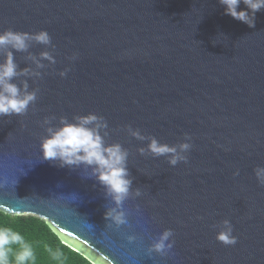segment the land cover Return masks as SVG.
I'll list each match as a JSON object with an SVG mask.
<instances>
[{"label": "water", "instance_id": "95a60500", "mask_svg": "<svg viewBox=\"0 0 264 264\" xmlns=\"http://www.w3.org/2000/svg\"><path fill=\"white\" fill-rule=\"evenodd\" d=\"M7 28L46 30L54 47L28 51L48 50L55 63L17 78L39 89L26 114L0 117V210L44 219L92 264H264V186L253 171L264 166V9L249 27L219 0H0ZM13 54L19 68L35 67ZM90 112L107 121L105 140L129 151L142 191L124 201L119 228L105 220L112 202L95 178L41 158L45 117ZM125 126L169 145L189 134L187 163L140 154L148 141ZM223 219L234 245L216 239ZM164 229L173 248L149 256Z\"/></svg>", "mask_w": 264, "mask_h": 264}, {"label": "clouds", "instance_id": "9594fccd", "mask_svg": "<svg viewBox=\"0 0 264 264\" xmlns=\"http://www.w3.org/2000/svg\"><path fill=\"white\" fill-rule=\"evenodd\" d=\"M224 6V14L231 16L249 27H254L255 13L264 9V0H219ZM243 3L245 8H239ZM35 42L44 46L54 47L51 37L46 30L35 32L13 30L11 28L0 31V117L22 116L29 110V106L37 101L39 89H29L27 79L16 82L19 77L42 76L40 69L45 68L43 61L55 63L54 56L48 50H42L38 56L28 51ZM13 51L28 53V59L35 66L19 68ZM75 60L76 55L68 57ZM65 68L59 72L64 77L69 71ZM52 119L58 124L53 125ZM45 135L40 139V154L43 160L51 161L60 167H80L86 176L95 178L103 186L105 195L111 200V206L106 207L104 217L116 228L128 225V213L123 207L125 200L131 196L142 195L140 188H132V179L128 169L129 151L119 142L108 143L107 121L103 116L95 113L74 115L71 120L66 116L45 117L42 121ZM129 135L139 140H147L146 147L138 149L140 154H151L153 157L164 156L170 166L188 161L186 153L192 148L191 136L184 134V139L178 144L169 145L159 142L154 136L145 137L138 129L125 126ZM254 175L258 184L264 186V166H256ZM239 175V170L233 176ZM216 239L224 245H234L233 226L228 219H223L218 225ZM174 232L164 229L147 247L149 256L155 252L166 256L174 245ZM128 240L135 237L129 235ZM56 258V253H51ZM36 253L33 245L12 227L0 225V264H35Z\"/></svg>", "mask_w": 264, "mask_h": 264}, {"label": "trees", "instance_id": "16d2710c", "mask_svg": "<svg viewBox=\"0 0 264 264\" xmlns=\"http://www.w3.org/2000/svg\"><path fill=\"white\" fill-rule=\"evenodd\" d=\"M0 225L19 231L33 245L36 253L35 264H92L65 245L46 221L38 216L15 215L0 210ZM51 253H56V258Z\"/></svg>", "mask_w": 264, "mask_h": 264}]
</instances>
